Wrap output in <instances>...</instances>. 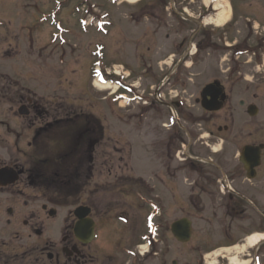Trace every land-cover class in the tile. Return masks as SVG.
<instances>
[{
	"label": "flooded vegetation",
	"instance_id": "1",
	"mask_svg": "<svg viewBox=\"0 0 264 264\" xmlns=\"http://www.w3.org/2000/svg\"><path fill=\"white\" fill-rule=\"evenodd\" d=\"M113 1L111 8L122 7L127 23H157L134 26L136 38L129 40L137 42L142 71L156 78L160 97L149 102L157 116L150 178L152 189L167 190L166 197L154 191L150 197L142 177L130 176L136 170L130 166V151H118L120 141L113 137L108 141L114 148L104 149L105 136L90 118H40L42 105L23 85L25 78L33 79L31 69L24 76L0 74V99L12 102L15 119L26 127L23 135L0 121V264H177L179 242L172 232L177 222L248 219L253 209L264 218V117L259 108L264 68L257 66L264 57V25L250 24L248 18L245 25H205L204 19L217 12L204 0ZM228 1L235 18L238 3ZM242 1L256 16L258 8L264 11L263 0ZM184 4L186 18L178 11ZM21 31L32 47V30ZM154 36L163 43L160 50L152 49ZM29 48L27 43L26 55L32 58ZM18 49L12 45L3 54L16 56ZM156 58L159 64L151 72L148 62ZM242 59L250 64L248 70L240 69ZM226 60L234 66L199 69ZM15 77H21V85ZM110 78L133 87L124 77ZM33 190L37 197L29 195ZM53 231L58 243L49 238ZM206 237L208 242L209 233ZM230 246H246L237 255L241 264H264L262 248H250L247 236ZM219 247L204 256L211 259ZM231 253L221 252L216 264H231Z\"/></svg>",
	"mask_w": 264,
	"mask_h": 264
},
{
	"label": "rangeland",
	"instance_id": "2",
	"mask_svg": "<svg viewBox=\"0 0 264 264\" xmlns=\"http://www.w3.org/2000/svg\"><path fill=\"white\" fill-rule=\"evenodd\" d=\"M209 1L204 0L205 5H209ZM99 2L105 1L101 0ZM99 2L90 1L91 4L102 8L103 5ZM228 2V0H216V3H219L225 8ZM236 2L238 3V11L235 14V18H232L230 14L226 25H229L228 23L230 25H245V21L248 19L250 20V24L264 25V11L258 8V15L256 16L254 12L252 14V10L245 8V1L236 0ZM76 4L79 3L73 2L68 7L67 5L60 6V0H0V74H14L11 72H15L18 75L24 76L25 69H31L33 71V79H30L29 83L25 78L23 85L31 89L34 93L35 100L42 105L44 115H40V118L62 119L63 117L70 116L68 119L72 120L74 117H78L77 121L82 122L81 117L83 114L97 116L104 126V149H111L113 147V144L108 141V137L119 140L120 146L118 144V151H130V166L136 169L134 174L130 173V176L135 178L142 177L143 181L147 184L146 188L150 189V197H153L152 192L154 191L155 196L159 192L165 198L167 190H153L154 181L152 177L150 178V175L154 172L155 161L150 156L156 149L152 141L156 135L154 125L157 116L155 105L151 108L149 102L150 97L154 96V92L156 93L155 89H153V86L156 84V78L152 74H149V72L142 71L143 66L136 59L137 51L134 48L137 42L132 43L129 40L136 38L134 26L142 25L143 27L146 25L143 27L146 28L147 25H156L157 23L145 21L140 24L129 25L126 18L128 17L127 13L125 10L123 11L122 7L114 9L113 13L110 12V18L107 16L109 11L104 8L98 9L95 12L90 10V8H86L81 15L76 14L75 16L73 12ZM182 8L187 12H189V8L185 4L184 7L181 5L178 8V11L186 18L188 14L184 11L182 12ZM105 16L110 21L107 19L104 20L106 18ZM215 17H212V19ZM79 19H84L86 24H88L86 29L80 26L82 24ZM208 20L211 19H204L203 22L205 25H210ZM103 21L109 24V28H107V34L109 36L107 37H103L102 33L98 32L96 27L93 26L96 24L99 25ZM110 22L111 25H114V31L111 30ZM25 27H29L32 30V47L30 41L25 39V33L21 31ZM61 27L69 30L67 36L59 30ZM149 28L152 29L151 26ZM14 36L16 40L13 39ZM150 42L153 46L152 49L158 47L160 50V47L163 46V43H160L155 36L154 39H150ZM27 43L30 44L28 53L32 55V58L26 55ZM99 44H103L105 47V50L103 49L102 51V55L104 53L102 57L104 65L102 64L101 69L109 68L111 64L115 63L123 65L124 67L115 68L116 71L120 72L121 80L122 77H127L131 74L127 79L137 87L139 92L137 95L139 97L143 95V100H139L137 103L135 101L133 103H127L125 101H118L117 103L111 102L110 92L115 90L121 83L111 82L110 78L105 74L101 78L102 84H104L103 87H107L105 85H108L109 88L100 91L94 86V78L92 75L94 73V67L91 66L92 69L89 68L88 73L87 69L90 61L93 64L97 60L93 56H95L96 46ZM12 45L18 46L19 49L15 51L18 52L16 53L18 55H4L3 52H7L9 46ZM86 46H88V50L85 49ZM244 61V59L240 60L242 65H244ZM148 64L152 67L151 72H154L156 71V64H159V61L157 58L156 60L152 59ZM217 64L220 67L226 65L225 69H227V65L233 67L235 63H229L227 60L224 63L211 61L208 64L201 65L199 69L216 71ZM244 66H241L242 68L240 69L244 68L248 70L250 64ZM257 66L260 70L264 68V57L261 63L257 62ZM80 77L84 81H80ZM15 78L20 83L21 77ZM85 78H87L86 81ZM200 80L203 79L200 78ZM259 91L262 94L261 97L264 98V86L259 88ZM123 93L125 92L123 91ZM132 94L127 95L130 96ZM142 108L147 109L143 111ZM259 108L260 116L264 117V102L259 105ZM16 111L17 108L14 107L12 102L9 103L0 99V121L8 123L11 128L24 135L26 133L24 131L26 127L21 120L15 119L13 112ZM91 121L93 122V120ZM133 124L137 127H134ZM38 127V123L34 124L33 130ZM0 131L4 133V128H0ZM52 148L54 146L51 144L48 148L49 153ZM119 155H122V153L119 152ZM147 161L150 164L147 165L145 163ZM138 166L142 167V170ZM179 188V191L182 193V187L180 186ZM35 194H37L36 190L29 192V195L37 197ZM145 195L148 197L147 191H145ZM86 199L84 197V200ZM258 205L260 204L258 203L257 207ZM182 207L188 208L189 204L188 206L184 204ZM73 208L71 207L70 209L73 210ZM68 211L69 208H66V210H62V213L60 212L62 214V220ZM259 211L253 209L250 219L245 221L238 219L241 221L236 223L231 221L204 223L200 219H194L192 222L194 238L189 247L186 246V248H183L180 244L177 245V257L174 256V260L177 264H184L186 261L191 262V264H200L203 263L202 252L218 246H228L251 233L255 235L264 233V218L258 215L262 213L261 211L257 213ZM181 214L182 212L177 208L176 216L180 217ZM222 223L225 225L223 233L220 236L213 237L215 234L210 232L220 230L223 227ZM208 233L210 234L209 241L206 242ZM2 236L3 234L0 233V238ZM49 238L56 243L59 241V235L54 231L50 232ZM189 248H191V253L188 251ZM261 248L264 254V244Z\"/></svg>",
	"mask_w": 264,
	"mask_h": 264
},
{
	"label": "bare ground",
	"instance_id": "3",
	"mask_svg": "<svg viewBox=\"0 0 264 264\" xmlns=\"http://www.w3.org/2000/svg\"><path fill=\"white\" fill-rule=\"evenodd\" d=\"M128 2L131 4H135L138 2V0H128ZM208 3L210 4L211 2H208ZM229 7H230L229 2H228V5H226V8L224 6H221L219 3H216L214 5V9L219 14H217L214 19L210 18L211 20H208V23H210V25H215L218 27L225 25L227 23V21L229 20L230 14H231ZM97 88L99 90H105L109 87H103V86L97 85ZM263 241H264V236L254 235V236L248 238V243H249L248 245L254 247V246L259 245ZM245 248H246V246H244L243 248L236 247L232 250H226L225 251V253H231V252L233 253L232 255H229V259H230L231 264H241L239 262V260L237 259V255L241 251H243ZM218 254H219V252L215 253L214 256H217Z\"/></svg>",
	"mask_w": 264,
	"mask_h": 264
},
{
	"label": "water",
	"instance_id": "4",
	"mask_svg": "<svg viewBox=\"0 0 264 264\" xmlns=\"http://www.w3.org/2000/svg\"><path fill=\"white\" fill-rule=\"evenodd\" d=\"M250 178L253 177L251 176ZM75 213L79 215L78 211H76ZM85 215L86 213H83L82 217H84ZM172 232L179 242L182 243L188 242L190 240V235H191V225L187 221H179L173 225Z\"/></svg>",
	"mask_w": 264,
	"mask_h": 264
},
{
	"label": "trees",
	"instance_id": "5",
	"mask_svg": "<svg viewBox=\"0 0 264 264\" xmlns=\"http://www.w3.org/2000/svg\"><path fill=\"white\" fill-rule=\"evenodd\" d=\"M96 127H97V125H96ZM98 129L101 130V127H98Z\"/></svg>",
	"mask_w": 264,
	"mask_h": 264
}]
</instances>
